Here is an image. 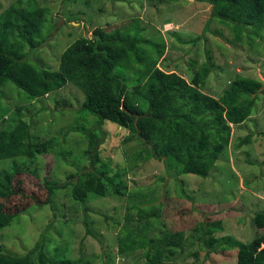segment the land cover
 Listing matches in <instances>:
<instances>
[{
  "label": "rangeland",
  "instance_id": "374dc122",
  "mask_svg": "<svg viewBox=\"0 0 264 264\" xmlns=\"http://www.w3.org/2000/svg\"><path fill=\"white\" fill-rule=\"evenodd\" d=\"M206 1L33 0L48 13L41 45L31 52L30 58L41 67L57 70L59 56L75 39L90 37L95 28L107 32L128 27L137 20L145 39L165 44L158 61L163 70L175 71L189 81L210 57L214 66L204 92L218 98L240 76L260 81L261 93L264 25L259 30L245 31L236 41L230 27L211 17V6ZM15 2L26 6L30 0H0V13ZM143 48L150 53L149 47ZM135 71H126L127 81L135 78ZM5 87L3 102L11 110L21 106L22 117L34 121L39 136H43L45 127H49V133L59 135V130L77 119L86 127L95 126V117L80 119L83 94L71 84L30 107L22 100L17 104L10 90L14 88L12 84ZM252 112L243 125L233 127L228 155L216 163L208 178L191 174L179 177L188 198L181 196L180 185L167 175L161 162L137 159L142 146L135 138L127 142L125 130L103 122L101 159L113 172L120 173L127 191L119 197L108 195L90 200L86 213L71 199L69 188L56 193L54 209L44 203L45 180L65 183L69 175L76 177L90 168L89 160L82 155L87 142L78 133H69L62 146L66 157L59 153L39 157L29 168L35 174L24 170L7 176L17 193L0 198V224L11 221L9 226L0 227V253L23 256L45 232L49 258L58 255L88 264H144L142 250L127 256L117 253V236L126 225V214L136 220L138 210L133 205L138 204L144 211L161 209L159 219L143 220L154 228L150 235L167 231L184 234L182 252L166 264H236L237 242L248 243L255 237L252 219L257 213L264 214V136L259 135L264 131L263 95ZM247 135H252L251 143L235 148L238 139ZM7 167V162H0V173ZM8 191L7 184L0 182V195ZM15 215L19 217L13 218ZM84 220L91 234L87 233ZM133 224L132 230L142 229V225ZM259 234H264V230Z\"/></svg>",
  "mask_w": 264,
  "mask_h": 264
},
{
  "label": "trees",
  "instance_id": "16d2710c",
  "mask_svg": "<svg viewBox=\"0 0 264 264\" xmlns=\"http://www.w3.org/2000/svg\"><path fill=\"white\" fill-rule=\"evenodd\" d=\"M206 2L211 6V17L230 27L236 41L245 31L259 30L264 25V0ZM47 13L46 8L38 7L33 0L26 6L12 3L0 13V162L8 163L0 173V182L9 189L0 198L17 193L7 180L9 174L18 175L24 170L35 174L29 168L39 157L58 153L66 157L62 146L69 133H78L87 142L82 155L89 160L90 168L79 171L76 177L69 175L65 183L45 180V205L54 209L56 193L66 188L84 213L92 199L125 195L127 187L120 173L113 172L100 156L99 147L104 139L101 125L105 121L125 130L127 142L135 138L142 146L137 159L161 162L167 175L180 185L181 196L188 198L179 177L188 174L202 179L209 177L216 163L228 155L233 127L243 125L251 117L259 97L264 96V91L259 93L263 84L238 76L218 98L204 92L214 66L211 58L200 64L189 81L175 71L163 70L158 61L165 44L145 39L137 20L128 27L107 32L95 28L90 37H79L65 48L57 70L41 67L30 55L41 45ZM143 46L149 47L150 53ZM132 68L136 70L135 78L129 82L125 73ZM8 83L14 86L10 90L17 104L22 100L29 107L71 84L83 94L78 110L80 119L95 117V126L86 127L77 119L59 130V135L49 133V127H45L43 136H39L34 121L22 117L21 106L11 110L3 102ZM259 135L264 136V131ZM238 141L235 148L247 146L252 135ZM133 207L138 210V218L126 214V225L117 236L118 254L127 256L142 250L144 264H166L182 252L185 239L182 232L167 231L152 236L150 231L154 228L150 222L143 223L145 219H159L161 209L144 211L138 204ZM10 223L4 221L0 227ZM133 223L142 225V229L132 230ZM84 225L91 234L86 220ZM252 227L256 230L255 237L248 243L237 242L236 264H264V234H259L264 230V214L254 215ZM47 241L42 232L34 247L23 256L0 253V264H88L58 255L49 258Z\"/></svg>",
  "mask_w": 264,
  "mask_h": 264
},
{
  "label": "water",
  "instance_id": "95a60500",
  "mask_svg": "<svg viewBox=\"0 0 264 264\" xmlns=\"http://www.w3.org/2000/svg\"><path fill=\"white\" fill-rule=\"evenodd\" d=\"M263 88V87H262ZM262 88L259 90V91H261L262 90Z\"/></svg>",
  "mask_w": 264,
  "mask_h": 264
}]
</instances>
